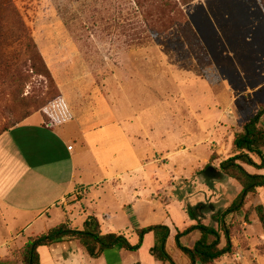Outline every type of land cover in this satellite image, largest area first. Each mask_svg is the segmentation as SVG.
<instances>
[{
	"label": "rangeland",
	"instance_id": "1",
	"mask_svg": "<svg viewBox=\"0 0 264 264\" xmlns=\"http://www.w3.org/2000/svg\"><path fill=\"white\" fill-rule=\"evenodd\" d=\"M193 1L0 0V134L26 116L24 121L52 129L80 119H95L87 128L108 125L112 118L90 116L97 111L104 113L105 86L109 78L120 73L119 78L122 75V80L125 82L127 78L129 83L125 99L118 102L123 106L122 119L127 121L123 123L124 129L141 134L151 132L152 147L159 152L153 159L158 161L160 168L170 170L167 166L170 158H161L162 151L178 152L179 144L188 147L203 137L195 129L199 125L197 120L189 121L190 124L186 121L190 128L185 136L179 131L170 134L173 127L176 129L172 125L179 118H175L176 113L185 110V86L190 85L186 88L188 94L220 91L209 57L184 11L185 3ZM258 2L264 13V0ZM226 4L221 8L230 10L225 23L228 24L227 44L232 45L234 30L243 27L246 31L249 10L238 0ZM62 91L70 99L71 107L77 103L83 106L82 116L70 110ZM244 102L239 99L227 106L215 105L225 117L220 123L227 126L232 122L234 127L223 131L216 142H208L204 150L201 149L196 155L198 159L192 167L191 177L167 179L164 187L157 189L155 199L161 203L144 200L138 221L133 222L139 229L151 225L167 226L172 241L177 232L197 223L217 227L212 216L224 210L240 191L235 181L218 173V165L230 157L231 133L239 131L249 119V114L245 116L249 111L245 110ZM208 107L211 112H216L213 106ZM182 119L188 120L181 115ZM211 119L207 117L204 121L210 124ZM179 123L183 125L182 121ZM168 132L169 138L163 139ZM141 150L142 156L150 152L149 146ZM211 156L216 160L209 162ZM183 165L187 168L188 163L184 161ZM149 170H143L134 178L138 186L133 198L148 194L149 186L141 187L140 178H145ZM248 171L264 175V170L256 172L248 168ZM125 190L128 188L124 187ZM80 191V196H69L66 204L79 202L84 196ZM65 202L57 208L66 211ZM161 204L180 210L181 215L177 213L180 218L166 221ZM257 206L264 210V188L256 189L243 212L226 218V223L231 226L232 252L212 264H264V230L254 211ZM78 210L82 216L84 210L81 207ZM112 215L115 216L112 227H117L120 234L135 243L134 230H128L131 229L129 225L134 227L133 223L124 219L128 218V213L112 212ZM169 215L172 216L170 212ZM15 219L0 204V264H24L27 242L41 231L35 228L24 232ZM80 219L71 227H80L77 225ZM54 221L55 218L49 223ZM198 237V232H192L182 238V244L192 247ZM144 242L143 252L131 254L130 260L127 257L128 262L140 260L144 254L150 256L152 236ZM82 264L98 263L88 259Z\"/></svg>",
	"mask_w": 264,
	"mask_h": 264
},
{
	"label": "crops",
	"instance_id": "2",
	"mask_svg": "<svg viewBox=\"0 0 264 264\" xmlns=\"http://www.w3.org/2000/svg\"><path fill=\"white\" fill-rule=\"evenodd\" d=\"M229 1L231 0H195L184 9L192 30L209 57L219 81L220 91H196L188 94L186 88L190 85L185 86V110L176 113L175 118H179L172 123L176 129L173 127L170 134L179 131L185 136L190 122L197 120L199 125L195 129L203 137L188 147L179 144L178 152L176 148L172 153L168 150L162 151L161 158H170L167 164L170 170L160 168L158 161L153 159L159 152L152 147L151 132L147 134V131H143L141 134L139 131L128 132V129H124L123 123L127 121L122 119L123 106L118 102L125 99L129 83L126 77L125 82L122 75L119 78L120 73L109 78V84L105 86L104 113L97 111L90 116L112 118L113 121L107 123L108 125L87 128L95 119H80L52 129L26 120L0 136V204L16 217L18 227L24 232L38 228L41 230L38 231L40 236L63 223L70 229H81L88 217H94L99 223L101 233L120 234L121 230L111 225L115 217L112 212L116 214L125 211L128 213V218L124 217L127 223L137 222L138 212L145 205V199L158 200L155 199L157 189L164 187L167 179L185 180L191 177L192 167L198 159L196 155L201 153V149L204 150L208 142H216L223 131L234 127L232 122L227 126L220 123L225 117L215 105L227 106L243 99L245 110L249 111L245 116L249 114L250 118L255 114L258 106L264 104V13L258 0H238L249 10L246 15V31L243 27L238 31L233 29L236 34L233 35L232 45H228V24L225 21L229 18L230 10L228 12L221 6L227 5ZM210 39L212 42H209ZM62 94L70 110L74 114L77 111L78 115L82 116L83 106L77 103L74 109L68 96L63 91ZM208 106H213L216 112H211ZM181 115L188 120H180ZM207 117L212 118L210 124L204 121ZM179 121H182L183 125ZM186 121H190L189 124H186ZM168 136L169 132L162 138H169ZM144 146H149L150 152L142 156L141 149ZM184 150H187L188 154H185ZM177 155L178 158L183 157L174 160ZM184 161L188 163L187 168L183 165ZM148 168L149 173L145 178H140L141 187L149 186L148 194L142 198H133L138 186L134 183V178ZM124 187L128 190L124 191ZM80 190L84 193L83 198L77 203L66 204L69 196H80ZM63 202L66 211L57 208ZM161 205L166 221L180 218V210H176L172 205ZM78 207L84 210L82 216ZM53 218L56 221L49 223ZM78 219L80 221L77 225L80 227L72 228L71 224H75ZM179 220L183 223L185 221L184 218V221ZM136 224L133 223L134 227L129 225L131 229L128 230L139 229ZM35 237L37 236L30 238ZM129 237L133 238L131 235ZM172 242L173 239L170 241L169 236L168 244ZM145 243L143 241V245ZM142 247L137 251L138 254L143 252ZM37 253L39 264H82L88 259L98 264H159L146 254L140 260L128 262L127 257L130 260L129 257L133 253L127 256L129 252L121 248L105 251L99 258L90 259L76 240L39 247Z\"/></svg>",
	"mask_w": 264,
	"mask_h": 264
},
{
	"label": "trees",
	"instance_id": "3",
	"mask_svg": "<svg viewBox=\"0 0 264 264\" xmlns=\"http://www.w3.org/2000/svg\"><path fill=\"white\" fill-rule=\"evenodd\" d=\"M189 2L185 3L188 5ZM63 106L64 101L60 99ZM66 110V108H64ZM28 116L24 117V121ZM264 104L259 105L255 114L241 127L240 131L232 134L230 140V157L218 165V173L235 181L240 191L231 203L222 211L212 216L216 228L200 223L189 226L173 237L172 244H168L170 229L164 225H155L134 230L136 237L132 243L126 236L118 233H101L96 218L88 217L81 229H70L66 223L51 228L46 234L30 238L25 246L26 258L24 264H39L37 249L50 246L66 240H76L90 259L99 258L105 251L121 248L129 253H135L143 245L144 238L151 235L153 244L149 254L159 264H212L232 252L231 226L226 218L243 212L249 202V197L255 194L256 189L264 188V175L251 173L264 170ZM4 130L0 136L22 123ZM216 160L211 156L209 162ZM256 160L258 162H256ZM256 217L264 230V210L262 206L254 208ZM192 232H198L199 237L192 247L184 246L182 238Z\"/></svg>",
	"mask_w": 264,
	"mask_h": 264
}]
</instances>
